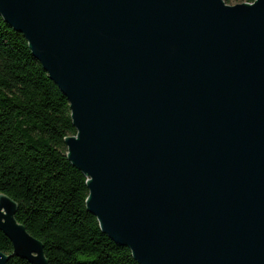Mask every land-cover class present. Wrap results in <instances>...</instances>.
<instances>
[{
	"label": "water",
	"instance_id": "obj_1",
	"mask_svg": "<svg viewBox=\"0 0 264 264\" xmlns=\"http://www.w3.org/2000/svg\"><path fill=\"white\" fill-rule=\"evenodd\" d=\"M67 98L87 209L140 264H264V0H0ZM0 194L13 256L49 264ZM9 256L0 252V264Z\"/></svg>",
	"mask_w": 264,
	"mask_h": 264
},
{
	"label": "trees",
	"instance_id": "obj_2",
	"mask_svg": "<svg viewBox=\"0 0 264 264\" xmlns=\"http://www.w3.org/2000/svg\"><path fill=\"white\" fill-rule=\"evenodd\" d=\"M73 135L67 98L0 15V194L17 203V221L43 243L49 264H140L87 209V177L67 157ZM0 252L6 264H30L11 255L2 231Z\"/></svg>",
	"mask_w": 264,
	"mask_h": 264
},
{
	"label": "rangeland",
	"instance_id": "obj_3",
	"mask_svg": "<svg viewBox=\"0 0 264 264\" xmlns=\"http://www.w3.org/2000/svg\"><path fill=\"white\" fill-rule=\"evenodd\" d=\"M236 3H241V1H234V2H231L230 5H234Z\"/></svg>",
	"mask_w": 264,
	"mask_h": 264
}]
</instances>
